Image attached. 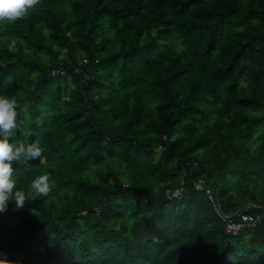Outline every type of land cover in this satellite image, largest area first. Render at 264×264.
<instances>
[{
    "label": "trees",
    "instance_id": "obj_1",
    "mask_svg": "<svg viewBox=\"0 0 264 264\" xmlns=\"http://www.w3.org/2000/svg\"><path fill=\"white\" fill-rule=\"evenodd\" d=\"M0 94L43 147L13 163L0 256L264 264V0H37L0 21ZM240 207L259 221L226 233Z\"/></svg>",
    "mask_w": 264,
    "mask_h": 264
},
{
    "label": "clouds",
    "instance_id": "obj_2",
    "mask_svg": "<svg viewBox=\"0 0 264 264\" xmlns=\"http://www.w3.org/2000/svg\"><path fill=\"white\" fill-rule=\"evenodd\" d=\"M36 3L37 0H0V21H14L25 15ZM21 123L18 119L16 99L0 94V213L6 211L9 201H13L15 208L20 209L28 200L24 191L13 192V163L28 164L42 157L43 147L38 140L24 142L17 137ZM53 183L50 174L44 172L32 180L30 187L35 193L47 194ZM0 264L13 262L0 256Z\"/></svg>",
    "mask_w": 264,
    "mask_h": 264
},
{
    "label": "built area",
    "instance_id": "obj_3",
    "mask_svg": "<svg viewBox=\"0 0 264 264\" xmlns=\"http://www.w3.org/2000/svg\"><path fill=\"white\" fill-rule=\"evenodd\" d=\"M56 72L52 71V74ZM194 187L197 190H202L205 189V192L207 193L208 197L210 199L213 198V193L210 191L208 188H205L201 183L195 182ZM181 191V188H176L172 191H167L166 195L169 197H175L179 195ZM217 208H218V202ZM254 206V204H251ZM261 207H264V205H261ZM242 208H238L233 214L231 215H221L223 221H224V230L226 233L229 234H237L239 231H241L244 228H250L253 227L260 219L261 215L259 214H250V213H245L241 211Z\"/></svg>",
    "mask_w": 264,
    "mask_h": 264
},
{
    "label": "rangeland",
    "instance_id": "obj_4",
    "mask_svg": "<svg viewBox=\"0 0 264 264\" xmlns=\"http://www.w3.org/2000/svg\"><path fill=\"white\" fill-rule=\"evenodd\" d=\"M155 153H158V150H155Z\"/></svg>",
    "mask_w": 264,
    "mask_h": 264
}]
</instances>
